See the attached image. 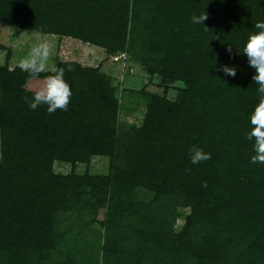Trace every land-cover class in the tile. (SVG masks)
Returning <instances> with one entry per match:
<instances>
[{
	"label": "trees",
	"instance_id": "16d2710c",
	"mask_svg": "<svg viewBox=\"0 0 264 264\" xmlns=\"http://www.w3.org/2000/svg\"><path fill=\"white\" fill-rule=\"evenodd\" d=\"M204 12V25L194 24L191 17ZM0 20L96 43L111 53L126 50L150 74L184 80L188 99L197 93L193 106L199 105L186 114L201 116L192 144L211 154L193 164L191 146H185L183 156L153 162L170 150L163 135L182 118L176 104L156 95L143 126L132 138L117 140L115 85L97 67L58 60L55 66L73 69L64 76L72 95L67 110L49 114L47 105L30 109L33 93L26 90L48 73L32 77L0 66V264L49 260L56 246L55 209L97 212L107 193L111 204L117 200L126 210L127 219L112 215L101 223L105 253L125 250L118 259L142 252L159 264H230V256L237 264H264V164L251 163L254 140L247 139L259 93L243 53L255 24L264 22V0H0ZM224 65L236 68L235 77L220 71ZM161 128L166 131L154 138ZM88 153L113 157L112 171L67 196L68 177L53 175L51 163ZM135 185L155 190L156 198L135 199ZM183 214L181 232L166 236V224Z\"/></svg>",
	"mask_w": 264,
	"mask_h": 264
},
{
	"label": "rangeland",
	"instance_id": "374dc122",
	"mask_svg": "<svg viewBox=\"0 0 264 264\" xmlns=\"http://www.w3.org/2000/svg\"><path fill=\"white\" fill-rule=\"evenodd\" d=\"M49 41L52 44V55L50 64L60 61L76 62L83 67H97L103 74L110 77L115 85L114 96L117 99V107L114 116L116 118V138L117 140H127L133 137L136 130L140 129L145 123L148 112V103L151 95L166 99L170 103L176 104L178 113L182 116L180 124L174 131L164 134L163 140H167L170 150H163L161 157L155 158L165 162L167 158L175 157V155L183 156L180 151L185 146H193L192 140L197 135L198 121L200 119L190 118L186 114L192 108H199V105L193 106V102L197 97V93H193L188 99V86L184 80L168 79L158 73L150 74L144 63L133 58L126 50H120L117 53L124 54L121 61H114L112 56L114 53L108 52L102 45L84 41L69 35H62L55 32L39 31L29 27H23L11 21L0 20V66H8L12 70L18 67V62L23 58L30 49L41 41ZM185 93V95H184ZM184 95V96H183ZM184 100V102L181 101ZM181 101V103H179ZM201 109V108H200ZM207 109V105L201 109L203 112ZM177 113V114H178ZM161 131L166 128L157 129V135H162ZM155 133V132H154ZM189 143V145H188ZM195 146L199 147L198 144ZM180 149V150H179ZM189 151V147H188ZM167 152V154H166ZM182 152V151H181ZM179 153V154H178ZM151 154V148H150ZM1 145H0V161H1ZM83 157V156H82ZM149 166L151 164V155L147 154ZM129 159H125L127 163ZM123 163V164H125ZM115 164L114 158L105 154H86L83 159H53L51 163V172L56 176L68 177L66 186L67 196L73 193L75 186L83 183H93L97 181V177L106 176L112 171ZM167 164V163H166ZM84 188V187H83ZM134 198L149 202L156 198V191L144 186L135 185L132 187ZM109 191H105L106 193ZM104 195V193H103ZM108 194L101 198V208L91 210L89 208H74L70 206H60L54 211V234L56 238V246L50 252V259L42 262V264H159L153 263L151 256L139 254V257H129L126 261L118 259L122 257L123 252L105 253L103 243L105 242V229L101 224L103 220L112 215L127 219L126 210L121 211V206L111 204ZM133 198V197H132ZM133 198V199H134ZM114 206L115 208H113ZM116 212L113 214L110 208ZM183 213L189 212V207L180 208ZM185 224V217L177 216L171 222L166 224V236L173 238L181 232ZM153 228L149 229V234L153 233ZM157 233V231L155 232ZM132 239L133 236L130 235ZM133 244H127V249L138 251ZM110 252V251H109ZM222 252H225L222 250ZM132 261V262H130ZM161 263V262H160ZM230 264H237L235 258L230 256Z\"/></svg>",
	"mask_w": 264,
	"mask_h": 264
},
{
	"label": "clouds",
	"instance_id": "9594fccd",
	"mask_svg": "<svg viewBox=\"0 0 264 264\" xmlns=\"http://www.w3.org/2000/svg\"><path fill=\"white\" fill-rule=\"evenodd\" d=\"M206 12L200 15H193L191 20L194 24H203L207 20ZM257 31L252 32L246 41L243 53L246 54L249 65L255 69L256 74L252 77L259 93V100L250 116L251 130L247 139L254 140L255 155L251 157V163L264 164V22L255 24ZM52 44L45 40L34 45L30 51L19 60L18 67L29 73L32 77H39L42 73H48L42 80H38L36 85L26 89L33 93L29 101L32 110L41 105H47V112L52 114L58 109L67 110L70 103L72 90L69 83L64 79L66 71H72L69 66L67 69L50 64L52 55ZM229 54L232 48L227 49ZM220 71L228 76L235 77L236 68L227 65L221 66ZM28 100L27 97H25ZM191 162L197 164L211 159V154L202 148L193 145L190 149ZM203 186H207L204 182Z\"/></svg>",
	"mask_w": 264,
	"mask_h": 264
},
{
	"label": "built area",
	"instance_id": "2783aa9c",
	"mask_svg": "<svg viewBox=\"0 0 264 264\" xmlns=\"http://www.w3.org/2000/svg\"><path fill=\"white\" fill-rule=\"evenodd\" d=\"M124 57V54L123 53H121V54H118V53H116V54H114L113 56H112V58H113V60L114 61H121V59ZM116 85V84H115Z\"/></svg>",
	"mask_w": 264,
	"mask_h": 264
}]
</instances>
